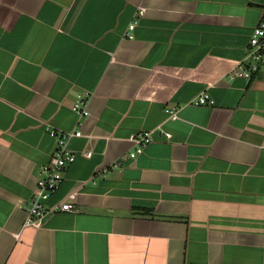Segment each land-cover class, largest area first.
<instances>
[{
	"label": "crops",
	"instance_id": "1",
	"mask_svg": "<svg viewBox=\"0 0 264 264\" xmlns=\"http://www.w3.org/2000/svg\"><path fill=\"white\" fill-rule=\"evenodd\" d=\"M263 16L264 0H0V264H264V71L232 76ZM50 128L81 131L75 159L25 225ZM69 193L77 211H56Z\"/></svg>",
	"mask_w": 264,
	"mask_h": 264
},
{
	"label": "built area",
	"instance_id": "2",
	"mask_svg": "<svg viewBox=\"0 0 264 264\" xmlns=\"http://www.w3.org/2000/svg\"><path fill=\"white\" fill-rule=\"evenodd\" d=\"M137 20H133L129 23L125 36L132 37V30L135 27ZM247 55L241 63L232 69V76H241L246 78L253 77L257 72L264 71V16L261 17L252 30V33L248 39ZM87 101L88 95L78 93L74 102L71 105V109L79 115H87ZM193 103L198 104H211L213 100L209 97L208 93H202L193 100ZM166 112L171 117L177 116V108H166ZM50 134L55 137L56 146L52 154L53 162L48 167L45 175L37 180L30 198L27 201L25 207V225L38 226L41 219L49 211L47 200L51 194L56 190L59 183L62 180L61 173L65 169L68 163H71L75 159V153L69 149L66 145V138L72 136H80L81 131H63L58 132L55 129H49ZM137 146L134 150L130 151L126 156L134 158L143 151L144 145L152 141V136L149 131L144 132L143 135L136 138ZM86 156L91 154V151L85 152ZM75 197L74 193L68 194V199L61 202L56 208V211H77V208L71 201Z\"/></svg>",
	"mask_w": 264,
	"mask_h": 264
}]
</instances>
